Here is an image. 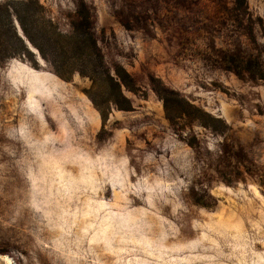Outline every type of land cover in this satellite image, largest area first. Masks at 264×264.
Masks as SVG:
<instances>
[{"label": "rangeland", "instance_id": "obj_1", "mask_svg": "<svg viewBox=\"0 0 264 264\" xmlns=\"http://www.w3.org/2000/svg\"><path fill=\"white\" fill-rule=\"evenodd\" d=\"M0 255L264 264V0H0Z\"/></svg>", "mask_w": 264, "mask_h": 264}, {"label": "trees", "instance_id": "obj_2", "mask_svg": "<svg viewBox=\"0 0 264 264\" xmlns=\"http://www.w3.org/2000/svg\"><path fill=\"white\" fill-rule=\"evenodd\" d=\"M81 23H80V27L81 28H83V30L85 31V33H86V35L87 36H90V43L88 42V50L91 52H93V49H97L96 48V43H95V41L93 40V36H92V32H91V29H90V22H89V17H88V14H87V12L86 13H84V14H82L81 15ZM24 31H25V33H26V35L28 36V38H29V40H31L32 41V43L40 50V52L42 53V55H43V57H44V54H43V52H42V48H41V46H39L34 40H32V38L28 35V33H27V31L24 29ZM105 67V66H104ZM61 77H64V76H61ZM93 82L95 83V81L93 80ZM165 101L167 102V103H170L171 101L170 100H168V99H166V97H165ZM174 102H176L175 100H174ZM178 103V102H177Z\"/></svg>", "mask_w": 264, "mask_h": 264}, {"label": "bare ground", "instance_id": "obj_3", "mask_svg": "<svg viewBox=\"0 0 264 264\" xmlns=\"http://www.w3.org/2000/svg\"><path fill=\"white\" fill-rule=\"evenodd\" d=\"M0 264H13L12 260L7 255H0Z\"/></svg>", "mask_w": 264, "mask_h": 264}]
</instances>
